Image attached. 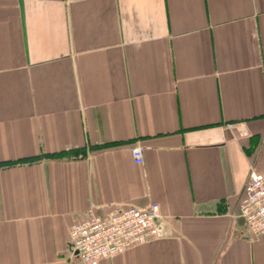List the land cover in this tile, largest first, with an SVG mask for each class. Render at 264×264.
<instances>
[{
    "label": "crops",
    "instance_id": "obj_1",
    "mask_svg": "<svg viewBox=\"0 0 264 264\" xmlns=\"http://www.w3.org/2000/svg\"><path fill=\"white\" fill-rule=\"evenodd\" d=\"M249 169L264 0H0V264H87L72 224L152 202L157 238L88 264H264Z\"/></svg>",
    "mask_w": 264,
    "mask_h": 264
},
{
    "label": "built area",
    "instance_id": "obj_2",
    "mask_svg": "<svg viewBox=\"0 0 264 264\" xmlns=\"http://www.w3.org/2000/svg\"><path fill=\"white\" fill-rule=\"evenodd\" d=\"M132 161L142 164L143 148L130 149ZM238 216L244 219L255 238L264 236V171L249 169L238 205ZM161 217L159 204L145 208L114 209L105 214L90 210L85 219L68 229V252L83 263L118 256L129 248L157 238L156 221Z\"/></svg>",
    "mask_w": 264,
    "mask_h": 264
}]
</instances>
